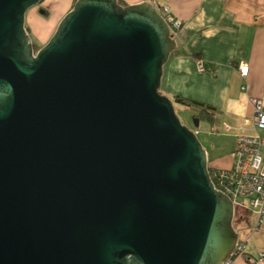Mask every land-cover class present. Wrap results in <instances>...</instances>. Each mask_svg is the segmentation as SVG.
I'll use <instances>...</instances> for the list:
<instances>
[{"label":"water","instance_id":"1","mask_svg":"<svg viewBox=\"0 0 264 264\" xmlns=\"http://www.w3.org/2000/svg\"><path fill=\"white\" fill-rule=\"evenodd\" d=\"M41 1L0 0V264H222L234 209L159 93L166 21L75 0L34 51Z\"/></svg>","mask_w":264,"mask_h":264},{"label":"crops","instance_id":"2","mask_svg":"<svg viewBox=\"0 0 264 264\" xmlns=\"http://www.w3.org/2000/svg\"><path fill=\"white\" fill-rule=\"evenodd\" d=\"M122 1L125 5L149 2L158 13L166 6L169 15L180 21V27L171 31L175 48L162 66L160 89L169 98L179 95L212 109L208 127L196 130L206 141L207 168L230 167L235 134L250 129L243 125L244 119L253 115L250 98H259L264 105V0ZM73 2L45 0L40 6L47 11L60 7L66 12ZM239 60L249 67L245 78L237 71ZM199 62L203 71L197 69ZM237 211L238 227L234 230L245 242L243 253L255 256L264 251V214L257 230H253L256 212ZM250 216L251 225L247 223ZM230 264L250 263L238 255Z\"/></svg>","mask_w":264,"mask_h":264},{"label":"built area","instance_id":"3","mask_svg":"<svg viewBox=\"0 0 264 264\" xmlns=\"http://www.w3.org/2000/svg\"><path fill=\"white\" fill-rule=\"evenodd\" d=\"M159 14L168 24L170 31L180 27V21L169 15L168 7H162ZM236 68L242 77H247L249 67L245 61L239 60ZM197 69L204 70L201 62L197 63ZM250 102L253 107L252 118L243 121V125H249L250 129H241L235 134L231 153L232 164L225 169L208 168V174L214 188L231 200L234 212L237 209L256 212L257 221L253 230H257L264 214V105L259 98L252 97ZM225 128L228 129L229 126L225 124ZM244 243V240L238 239L222 264H230L238 255H243L250 264L264 263V251H259L255 256L244 254Z\"/></svg>","mask_w":264,"mask_h":264},{"label":"rangeland","instance_id":"4","mask_svg":"<svg viewBox=\"0 0 264 264\" xmlns=\"http://www.w3.org/2000/svg\"><path fill=\"white\" fill-rule=\"evenodd\" d=\"M45 0L43 2L44 4ZM47 2V0H46ZM40 3L30 7L26 13H25V20H24V26H25V30L30 38V40L32 41V43H36L38 44L39 48L41 46H43L44 44H46L48 42V40L50 39V37L53 35V33L55 32V29L59 23V21L61 20V18L71 9H69L68 11L64 12V9H59L60 7H56L55 9H49V11H47V15H44L42 13L39 12V7ZM73 5V4H72ZM63 14V15H62ZM159 93H162V90L160 89L159 86ZM173 107H174V111L176 113V115L178 116L180 122L185 125L187 128H189L190 130L195 131L196 136L200 142V144L202 145V147L204 148V146H206V141L205 138L201 135V133H197L196 130H202L204 128V126L206 127V121L202 120L200 121V124L198 127H194L193 122H192V118H193V114L194 111H190L189 109L183 108L177 104L173 103ZM208 127V125H207ZM238 211L234 212L233 215V219H232V226L233 228L237 229L238 227V219H237V215ZM247 223L249 225L252 224V217L250 216ZM242 235V234H241ZM243 236V235H242ZM241 236V238H242Z\"/></svg>","mask_w":264,"mask_h":264},{"label":"trees","instance_id":"5","mask_svg":"<svg viewBox=\"0 0 264 264\" xmlns=\"http://www.w3.org/2000/svg\"><path fill=\"white\" fill-rule=\"evenodd\" d=\"M75 1V0H74ZM74 3V2H73ZM117 3L125 6L124 2L122 0H117ZM39 12L47 15V11L43 8V7H39ZM39 48L38 44L33 43V49L34 51H36ZM172 103L177 104V105H181L184 107H191V106H196V110L194 109V114L193 117L197 118L200 121L204 120V121H209L211 119V115H212V109L209 106H205L202 105L200 103H197L195 101H191L188 99H185L179 95H175L172 96L171 98Z\"/></svg>","mask_w":264,"mask_h":264}]
</instances>
